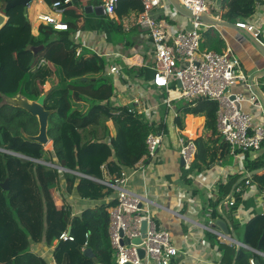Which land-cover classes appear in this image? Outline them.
<instances>
[{
    "label": "trees",
    "instance_id": "obj_1",
    "mask_svg": "<svg viewBox=\"0 0 264 264\" xmlns=\"http://www.w3.org/2000/svg\"><path fill=\"white\" fill-rule=\"evenodd\" d=\"M7 1L0 0V9L8 17L7 24L0 29V94L8 97L22 94L29 100H37L46 92L45 86L52 82L45 108L56 112L49 119L52 153L25 138L23 144L9 141L6 134L10 130L17 128L16 134L21 136L22 129L29 135H37L39 124L26 111L1 105L0 97V133L5 149L37 161L0 152V182L5 178L12 180L8 192L0 188V264H47L32 254L30 241L51 245L69 227L75 240L58 243L54 252L58 264H113L110 210L118 203L107 201L113 191L97 181L104 179V168L116 179L140 162L148 152L146 140L154 128L146 115L139 114L134 107L113 103L115 85L106 74L103 58L87 49L78 53L69 31L75 30L76 21L81 18L77 8H85L80 0H75V8L67 6L68 0H44L51 7L61 3L69 27L68 31H60L41 25L39 31L44 41H36L24 7L4 12ZM259 1L222 0V20L236 23L246 20L255 14ZM97 4L99 1L90 6ZM142 11L140 0H121L116 12L118 18L123 19L131 13L138 17ZM98 28L100 25L94 23V29ZM41 45L45 46L44 50L34 56L31 48ZM226 47L216 30L203 32L202 51L222 53ZM130 72L136 73L135 69ZM146 73L147 70H141L139 75ZM77 105H83V109H78ZM218 109L216 102L200 101L180 111L179 124H183L187 115L206 118L204 134L196 140L195 161L182 176L187 185L192 184L190 177L203 174L219 161L232 162L230 146L217 128ZM243 156V171L229 176L228 181L220 185V193L227 194L242 175L260 169L263 171L251 180L259 194L264 193V144L260 151H248ZM42 162L58 165L68 172L62 177L59 170ZM62 178L69 192L75 190L80 198L97 202L96 206L78 217H73L67 205L58 209L54 194L60 189ZM240 197L234 194L236 204L231 209L232 214ZM87 234L93 258L84 254ZM263 237L264 214H257L248 222L242 239L244 244L257 250ZM213 239L212 236L210 240ZM261 251L264 252V240ZM252 258L264 264V258L245 248L238 250L236 264H250Z\"/></svg>",
    "mask_w": 264,
    "mask_h": 264
},
{
    "label": "crops",
    "instance_id": "obj_2",
    "mask_svg": "<svg viewBox=\"0 0 264 264\" xmlns=\"http://www.w3.org/2000/svg\"><path fill=\"white\" fill-rule=\"evenodd\" d=\"M96 1L98 2V0ZM71 3L70 7L75 8V0H72ZM69 4L70 2L67 3L68 6ZM91 6L94 9L102 7V0L99 4ZM85 8H82V10L77 8V11L81 13V17L89 15L86 13ZM31 10L36 14V22L30 20ZM51 12L52 7L48 6L44 0H33L28 5V18L32 25L33 35L35 38L38 37L37 41L45 40V37L39 31L42 24L38 21V16L42 13ZM82 12L85 13L84 16ZM0 13H3L1 9ZM93 15L95 25H100V29H94V24L90 26L88 23L80 25L76 23L75 30L69 31L78 46V53L80 54L82 51L84 53L87 49L103 58L107 65L106 73L113 65L119 67L120 74L111 76L115 85L113 103L118 106L133 105L137 111L146 115L150 125L154 128L153 132L159 133L162 131L166 134L165 143L157 150L154 159L145 163L146 168L144 170L136 164V167L128 168L125 171L129 175L128 188L133 193L147 196L152 201V212L158 226L171 232L173 244L180 252L179 257L174 259L172 263L236 264L237 252L241 248L250 250L258 257L264 258V252L250 248L244 244L242 239L243 231L248 222L255 215L264 214V193H257L258 190L253 185L256 190L253 187L246 190L244 199L238 204L241 207L242 219H238L235 212L231 213L232 208L226 204V200L235 191L238 181L248 174L242 175L227 194L220 193V185L226 183L229 176L242 172L234 157H232V162L219 161L203 174L190 177L192 180L191 186L186 184L182 178L185 171L179 155L178 139L183 133L192 136L195 140L201 138L204 134L206 118L187 115L183 119V124H179L180 111L190 105L185 100L176 98L175 95V97H171V107L169 108L167 105V91L157 89L151 84L154 75V49L148 31L134 25L130 19L134 14L131 13L123 19L118 18L117 12L116 17L113 19L105 15L97 16L95 13ZM207 15L212 19L224 22L220 14L214 17L209 9ZM58 19L66 23L65 12ZM6 22H8L7 16ZM134 27L138 30L139 42L143 41L142 47L129 41L114 42L113 36L115 34H118L122 29L131 32L135 29ZM208 29H215L226 42V46L231 47L236 52L237 49L232 46L229 33L224 32L222 27H210ZM238 31L242 33V31ZM254 49L260 54L255 47ZM249 50V54H245V58L241 63L245 73L253 79V77L264 71V57L261 54L258 58L253 57ZM131 69H135L136 73H131ZM141 70H147V73L140 76L139 72ZM263 78L264 76L256 78L255 91L264 98ZM175 86L173 84L172 88H175ZM150 88L155 91L152 95L148 91ZM234 91L246 92L243 85L235 87ZM246 95L249 96V92H246ZM244 110L253 114L258 121L264 122V113L258 112L253 106L244 104ZM110 127L114 129L113 126L110 125ZM51 144L53 146V143ZM107 180L108 176L104 173V179L100 180V183L103 184ZM54 196L57 208L62 209L66 205L69 206L73 217L81 216L86 209L97 204V202L80 198L75 190L69 192L64 178H62L60 189L55 192ZM115 198L116 194L113 192L107 201L115 200ZM220 207L222 209L221 214L218 211ZM218 221H226L229 234L234 235L237 242L245 247L228 245L220 241L209 230ZM238 232H240V236ZM212 236L214 239L210 240ZM30 242L32 254L45 260L47 264H58L54 257L55 249L59 243L57 239L51 245L32 240ZM257 264L259 263L257 262Z\"/></svg>",
    "mask_w": 264,
    "mask_h": 264
},
{
    "label": "built area",
    "instance_id": "obj_3",
    "mask_svg": "<svg viewBox=\"0 0 264 264\" xmlns=\"http://www.w3.org/2000/svg\"><path fill=\"white\" fill-rule=\"evenodd\" d=\"M71 1L68 0L67 3ZM140 1L143 11L138 15L136 24L148 31L154 49V75L151 84L157 89L167 91L169 108L171 97L175 95L191 106H195L200 101L218 103V131L230 146L231 155L243 171V154L248 151H260L264 144V122L258 121L253 114L244 110V104H249L258 112L264 113L263 103L255 91L256 79H251L245 73L240 59L231 47L228 46L222 53L202 51L203 28L210 26L203 24L200 16L207 14L208 0H176L183 9L191 11L194 16L190 18L183 15L185 21L180 26L176 25L175 13L178 14V10L171 0ZM120 2L121 0H102L104 15L111 19L115 18ZM261 7H264V0L257 3V9ZM63 12L61 3H54L52 12L40 14L38 21L55 30L68 31V25L58 19ZM82 15L84 16L85 13L82 12ZM256 17L255 12L247 20L237 22L235 27L264 46V26L256 21ZM106 74L110 77L118 75L120 68L113 65ZM173 84L176 85L175 88H172ZM242 85L245 91L249 92V96L244 91H234L235 87ZM134 111L130 110V112ZM165 138L166 134L162 131L151 132L146 140L148 152L137 166L144 170L146 160L154 159L156 150L165 143ZM178 146L179 155L184 162L183 168L189 171L197 155L196 140L183 133L178 139ZM47 164L59 170L61 176L68 172L58 165ZM104 171L108 180L103 184L116 194L115 200L118 203L110 210L109 234L113 264H172L173 260L179 257L180 252L173 244L171 232L158 226L152 212V201L147 196L133 193L128 188L129 175L126 171L116 179H113L105 168ZM97 182L100 183V180ZM251 187H253L251 177L249 174L244 175L238 181L233 194L226 200V204L230 208L235 207L234 194H240L242 201L245 191ZM240 208L238 205L235 211L238 219H242ZM218 211L222 213L221 207ZM144 222L147 224L145 238L142 233ZM209 230L224 243L230 242L231 245L245 247L239 244L232 234H223L211 228ZM138 238H142L141 244H133L132 241ZM89 239L90 235L87 234L85 249L89 247ZM74 240V237L68 234V230L57 239L58 242ZM139 250L144 251L143 258L140 257ZM250 264H257L256 259L252 258Z\"/></svg>",
    "mask_w": 264,
    "mask_h": 264
},
{
    "label": "water",
    "instance_id": "obj_4",
    "mask_svg": "<svg viewBox=\"0 0 264 264\" xmlns=\"http://www.w3.org/2000/svg\"><path fill=\"white\" fill-rule=\"evenodd\" d=\"M32 1L33 0H9L6 2V7H5L4 12L7 13L11 9H13L17 6H22V7H24L25 16H28V5ZM171 1L173 2L174 6L177 8V10L180 14L186 15L190 18H194L191 11L183 9L176 0H171ZM70 5H72L71 2L69 4V6ZM85 11L87 14L95 13L97 16H104V12H103L102 7H97L94 9L92 6H87L85 8ZM200 20L203 22V24L210 26V27L229 26V27L236 28L235 26L228 25V24L221 22L217 19H212L207 14H202L200 16ZM6 24H7L6 16L3 13H0V29H2ZM242 33H244L248 37L250 42L260 52V54L264 57V46L259 41H257L256 39L251 37L249 34H247L246 32L242 31ZM44 48H45V46L41 45L39 47H33V48H31V50H32L34 56H37L41 51L44 50ZM263 76H264V71L260 72L258 75L253 77V80L258 78V77H263ZM50 92H51V89L49 91L43 93L37 100H29L27 97H25L22 94H18L14 97H8L6 95L0 94V97L2 99L1 105L22 109L37 119L38 124H39V132L37 135H29L23 129L21 130V133L26 140H28L30 142L38 143L44 147L49 146L51 143H53L52 139L49 136V119L54 114V112H56V111H49L45 108V100L48 97ZM259 97H260V100L262 101L263 106H264V98L262 97V95H260ZM131 107H133V105H131ZM0 141H1L2 146H4V139H3L2 134H0ZM156 152H157V150H156ZM6 153L14 155L16 157H20L22 159L37 162L36 160H33V159L28 158L26 156H23L21 154H17V153L10 152V151L6 152ZM42 163L45 165H49V164L44 163V162H42ZM54 166H56V165H54ZM182 166H184L183 161H182ZM262 171H263L262 169L256 170V171L250 173L249 176L253 177L256 174L261 173ZM8 184H9V180H7L5 183V185H6L4 187L5 191L9 189ZM146 228H147V224L144 222L142 224L143 238H145ZM71 230H72V228L69 227L68 228V234H71ZM212 230L218 231V232H221V230H222L223 234H229V231L226 227V221H218L216 223V225L212 227ZM263 240H264V237L261 239V241L259 243L258 250H261ZM141 242H142V238H138V239H135L132 241V243L136 244V245L141 244ZM127 243H129V242H127ZM225 243L228 245H231L230 242H225ZM123 244H125V243L123 242ZM84 254L90 258L94 257V253H93L91 245L84 251ZM139 254H140L141 258H143L145 255L143 250H139Z\"/></svg>",
    "mask_w": 264,
    "mask_h": 264
},
{
    "label": "rangeland",
    "instance_id": "obj_5",
    "mask_svg": "<svg viewBox=\"0 0 264 264\" xmlns=\"http://www.w3.org/2000/svg\"><path fill=\"white\" fill-rule=\"evenodd\" d=\"M95 1L96 0H80V4L84 7H87L90 4H93ZM98 1L100 2V0H98ZM207 7H208L209 11L211 12V14L214 17H216L221 13L222 0H208L207 1ZM256 15H257L256 21H259V22H261L262 25H264V8L257 9ZM175 16H176V25L180 26L185 21V17L182 14H180L179 12H178V14L175 13ZM94 18L95 17L93 14H89V15H86L85 17H81L78 21H76V23H78V25H80L82 23H88L91 26L95 23ZM130 19L132 20L134 25L137 26L136 16L133 15V16H131ZM30 20L33 22L37 21L36 14L33 12V10L30 11ZM225 23L228 25L234 26L236 24V21L225 22ZM222 28H223L224 32L229 33V36L231 38V44L235 49H237L235 54L240 59V61H242L245 58V54L246 55L249 54V52H248L249 49H250L249 51H251L250 53L252 54L253 57H257V58L259 57L260 54L255 51L254 45L250 42V40L248 39V37L246 35L242 34L238 30L233 29L232 27H229V26L222 27ZM203 29H204V31L208 30V28H206V27H204ZM138 37H139V34H138L137 28H135L131 32L130 31L127 32V29H122L121 31H119L118 34H115L113 36V40L116 43L129 41L132 44H135V45L142 47L143 41L139 42ZM35 39L37 41L38 37H36ZM52 85H53L52 82L48 83V85L46 87V91L49 90V88H51ZM148 91L151 95L155 93L153 88H150ZM135 93L137 94V92H135ZM76 107L80 110L83 109V105H77ZM110 125L113 126L111 123H110ZM20 130L21 129H19V131ZM16 131H17V128H15L14 130H10V132H8L6 134L9 141L14 142V143L18 142L20 144L25 143V141L23 140L24 137L21 135H17ZM0 134H2V133H0ZM45 151H49V152L53 153L52 144L49 146H46ZM61 195H63V194H61ZM238 234L240 236V232H238Z\"/></svg>",
    "mask_w": 264,
    "mask_h": 264
},
{
    "label": "flooded vegetation",
    "instance_id": "obj_6",
    "mask_svg": "<svg viewBox=\"0 0 264 264\" xmlns=\"http://www.w3.org/2000/svg\"><path fill=\"white\" fill-rule=\"evenodd\" d=\"M2 136H3V135H2ZM0 152H2V153L9 152L8 150L5 149V142H4V146H2V144H1ZM7 154H8V153H7ZM7 180H9V184H8V188H9V189L6 190V192H8V191L10 190L12 180H11L10 178H5L4 181L0 182V188H1L3 191H5V190H4V187L6 186L5 183H6Z\"/></svg>",
    "mask_w": 264,
    "mask_h": 264
}]
</instances>
